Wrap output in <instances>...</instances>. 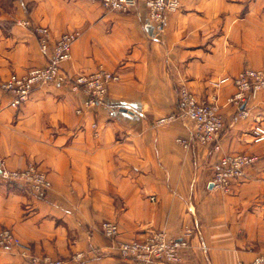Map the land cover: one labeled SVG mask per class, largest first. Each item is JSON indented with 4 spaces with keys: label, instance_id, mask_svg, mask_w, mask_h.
<instances>
[{
    "label": "crops",
    "instance_id": "obj_1",
    "mask_svg": "<svg viewBox=\"0 0 264 264\" xmlns=\"http://www.w3.org/2000/svg\"><path fill=\"white\" fill-rule=\"evenodd\" d=\"M12 3L10 11L0 3V85L13 72L46 64L34 26H48L54 39L66 31L81 35L63 62L64 79L37 87L20 107L0 86V152L7 166L35 162L52 181L39 198L0 179V231L9 227L21 241L0 246V264H38L33 254L62 257L65 264H132L104 236L102 222L116 221L120 240L161 229L179 237L190 204L192 245L197 237L206 248L203 255L183 254L179 264H238L264 253V142L251 134L257 121L264 123V88L241 118L227 102L232 86L200 92L196 84L208 74L264 67V0H183L160 33L141 6L120 12L98 0ZM100 68L119 78L109 82L104 99L86 105L87 92L73 89L69 79ZM183 83L218 95L220 150L185 148L176 139L188 134L187 122H158L174 112ZM232 152L257 161L226 192L209 181L219 158ZM78 252L83 256L72 258Z\"/></svg>",
    "mask_w": 264,
    "mask_h": 264
},
{
    "label": "built area",
    "instance_id": "obj_2",
    "mask_svg": "<svg viewBox=\"0 0 264 264\" xmlns=\"http://www.w3.org/2000/svg\"><path fill=\"white\" fill-rule=\"evenodd\" d=\"M107 9L116 11L138 10L144 7L147 16L157 33L164 31L167 14L178 10L183 0H98ZM25 25L32 26L30 21L24 20ZM40 50L46 57L43 66H31L24 74L13 72L1 83L2 89L12 95L11 105L20 107L30 98L32 92L47 82L64 79L63 62L72 58V47L81 31H66L57 38L51 37L48 26L36 25ZM119 76L105 69H98L91 73H81L69 79L72 88L83 89L87 92L86 105H95L108 94L109 82ZM230 81L234 91L227 97L229 105H236L240 116L247 117L248 101L258 90L264 88V67H245L232 76H224L215 80V87ZM215 87V89H216ZM78 108L77 112H81ZM172 119H181L188 123L189 131L186 136L177 137V141L185 148L196 145L209 147L213 150L221 149L220 135L224 129V113L218 101V95L213 93L208 98H202L187 84H181L178 89L176 107L173 113L158 119L159 123ZM254 142H264V123L257 121L251 129ZM257 161V156L247 152L226 153L219 158L217 167L209 181L212 186L222 191H230L233 184L241 182L247 175L248 168ZM0 179L20 188L30 190L36 197H46L52 181L48 173L31 162L24 168H10L7 166L0 152ZM155 198L154 195L151 196ZM104 236L117 247L122 257L132 264H177L188 246L184 237H173L165 230H155L142 239L120 240L119 225L116 221L105 220L101 224ZM20 239L12 229L5 227L0 231V246L18 245ZM82 252L75 253L72 258L79 260ZM33 262L38 264H65L63 258H52L49 255H31ZM238 264H264V253L257 254L250 261H240Z\"/></svg>",
    "mask_w": 264,
    "mask_h": 264
},
{
    "label": "rangeland",
    "instance_id": "obj_3",
    "mask_svg": "<svg viewBox=\"0 0 264 264\" xmlns=\"http://www.w3.org/2000/svg\"><path fill=\"white\" fill-rule=\"evenodd\" d=\"M12 1L13 0H0V3L3 5V7L6 9V10H8V11H10V10H12L13 9V6H12ZM120 12H129V11H120ZM149 19V18H148ZM150 20V19H149ZM150 23L152 24V22L150 21ZM245 67H247V66H245ZM244 67V68H245ZM243 68V69H244ZM214 76H216V75H214V74H208V75H206V76H204L202 79H199L198 81H196V84H197V90H199L200 92H205L206 90H207V88H211V89H213V90H215V87L213 86V82L215 81V80H218L219 78H222V77H224L223 75L221 76V77H214ZM71 84H72V82H71ZM183 84H186V83H183ZM181 84H178V86H177V95H178V89H179V86H180ZM204 85H206V88L204 87ZM1 86V85H0ZM219 87H216V89H223L224 87H226V86H228V87H230V86H232L233 87V84L230 82V81H226V82H224L223 84H220V85H218ZM2 88V87H1ZM233 91H234V87H233ZM197 93V95L199 96V97H202V98H208V95H206V94H204V93H198V92H196ZM233 93V92H232ZM204 94V95H203ZM231 106H233V107H236L237 108V106L236 105H231ZM79 108H81V107H79ZM78 109V108H77ZM77 109H76V111H77ZM236 114L239 116V117H241V118H244V117H242V116H240L239 115V113H238V110H237V112H236ZM31 163V162H30ZM29 163V164H30ZM33 163H35V162H33ZM28 164V165H29ZM28 165H26L25 167H27ZM35 165H37V166H39V167H41L39 164H37V163H35ZM11 168V167H10ZM18 168H24V167H18ZM42 168V167H41ZM43 170H45L44 168H42ZM215 170V169H214ZM47 173H48V175H49V172L47 171V170H45ZM214 173V172H213ZM213 175V174H212ZM24 190H26L28 193H30L31 195H34L30 190H28V189H25V188H23ZM155 199V198H154ZM191 205H193V204H190V205H187V208L185 209V211H186V215H187V217L189 218L188 219V221H186V224H185V229H184V233H183V236H179V237H184L186 240H187V242H188V246H187V248L185 249V251L183 252V254H187L188 256L189 255H191V253L194 251L195 252V254H196V256H198L197 254H199V255H203V253H204V250H205V248L206 247H203V246H201V245H199L200 243H199V241L197 240V237H196V244L197 245H195V247H193L194 245H192V243H193V236H194V234H195V231H194V226H195V221H194V219H191L190 218V216L188 215V214H190V211H192L191 209H192V206ZM162 230V229H161ZM155 231V230H154ZM151 233V232H150ZM146 237V236H145ZM174 237V236H173ZM144 238V237H143ZM134 239V238H133ZM137 239H142V238H137ZM109 240V239H108ZM131 240V239H130ZM110 241V240H109ZM119 254H120V252H119ZM183 254H182V256H183ZM258 254H260V253H258ZM121 255V254H120ZM257 255V254H256ZM255 255V256H256ZM122 256V255H121ZM187 257V256H186ZM62 258V257H61ZM254 258V257H253ZM252 258V259H253ZM251 259V260H252ZM250 261V260H249ZM177 264H179V263H177Z\"/></svg>",
    "mask_w": 264,
    "mask_h": 264
},
{
    "label": "water",
    "instance_id": "obj_4",
    "mask_svg": "<svg viewBox=\"0 0 264 264\" xmlns=\"http://www.w3.org/2000/svg\"><path fill=\"white\" fill-rule=\"evenodd\" d=\"M122 111H127L128 109L127 108H121ZM212 186V183L210 184Z\"/></svg>",
    "mask_w": 264,
    "mask_h": 264
}]
</instances>
